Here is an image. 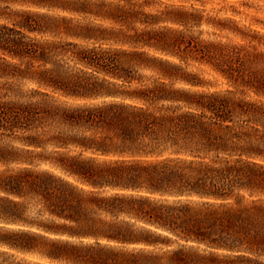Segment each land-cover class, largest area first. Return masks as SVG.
<instances>
[{
	"label": "trees",
	"instance_id": "1",
	"mask_svg": "<svg viewBox=\"0 0 264 264\" xmlns=\"http://www.w3.org/2000/svg\"><path fill=\"white\" fill-rule=\"evenodd\" d=\"M151 4L0 0V264H264V34Z\"/></svg>",
	"mask_w": 264,
	"mask_h": 264
},
{
	"label": "rangeland",
	"instance_id": "2",
	"mask_svg": "<svg viewBox=\"0 0 264 264\" xmlns=\"http://www.w3.org/2000/svg\"><path fill=\"white\" fill-rule=\"evenodd\" d=\"M151 1V6L147 8L151 12L165 11V8L169 5L182 6L185 10L194 12L196 16L200 17V24L190 25V30L198 35L200 34L204 39H217L219 37L229 42L241 43L250 40L243 38L242 35L245 32L250 34L256 31L260 35L264 34V0ZM12 9L14 10L15 7H12ZM8 11L10 12V10ZM215 23H224L228 29L225 31L219 30L213 26ZM190 69L200 73L206 79L219 84L224 83V80L214 75L215 73L205 64L192 63Z\"/></svg>",
	"mask_w": 264,
	"mask_h": 264
}]
</instances>
